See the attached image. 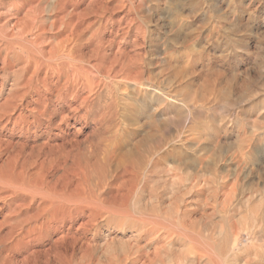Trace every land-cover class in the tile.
<instances>
[{"label":"bare ground","instance_id":"bare-ground-1","mask_svg":"<svg viewBox=\"0 0 264 264\" xmlns=\"http://www.w3.org/2000/svg\"><path fill=\"white\" fill-rule=\"evenodd\" d=\"M160 1L0 0V264H264V104Z\"/></svg>","mask_w":264,"mask_h":264},{"label":"rangeland","instance_id":"rangeland-1","mask_svg":"<svg viewBox=\"0 0 264 264\" xmlns=\"http://www.w3.org/2000/svg\"><path fill=\"white\" fill-rule=\"evenodd\" d=\"M209 1L212 2V0ZM249 1L252 2V0H240V4H239V0H225L223 2H221L220 0L213 1L208 8L209 9L208 15H210L209 18L207 13L205 15L204 11L201 10L202 11L201 12L198 7L192 6L190 4V6L188 7V9H186L185 12V13L188 12L186 15L190 16V17L186 16L189 18V19L186 18L187 21L191 19L190 20L191 23L189 21V24H191V26L190 25L189 26L192 30V43L189 46V51H191L192 53L201 54V57L203 58L206 65L226 63V64H230L232 67L238 66V68L240 69L239 70L240 77L242 76L239 82L241 81L242 82L238 84L240 87L238 86L236 92L237 94L235 95L234 99L239 100L241 98H247V99L253 98L254 100H256L255 101L256 103L264 104V93H263L264 91V53H263L264 52V0H254L253 2L254 6H252L251 3H249ZM156 4L157 6L159 4L160 5L159 8L156 7V9H154L155 13L154 10H151L150 6H147L145 8V13L147 14V15L145 14L147 17V21L150 24L152 23L151 25L160 24L161 27L162 25H164V22L166 20L165 24L169 26L170 21L168 19H170L171 17H168L165 14V10L163 9L164 8L163 0L162 2L160 1L159 3L156 2ZM189 8L192 9L190 10ZM159 9H163L164 11L161 10L160 12ZM239 9L245 10L244 12L246 13H243L244 24L246 22L247 27L249 28L251 27L250 30L249 29L247 30L249 33L248 32L245 33V31H243V34L241 36L232 34L231 30L229 29L231 23L236 20L235 12L238 14ZM251 10L252 12L255 10L256 12L253 14L252 17L249 18V11L251 12ZM158 12L159 15H157ZM185 13L183 15H185ZM164 15L165 17L163 18ZM166 25L162 27H165L167 29L168 26ZM162 33L163 32H161V34ZM235 36L236 39L234 38ZM226 37L227 40H225ZM241 39L243 40L245 39L244 40L245 42L248 41L247 43H249L250 46L249 48L253 53V56L251 58H247L245 52L242 50V47L240 46ZM155 41H156L155 44H152L153 45L151 47L152 49L150 48L152 53L151 58L152 60H154L155 63H153V66H151L150 68L152 70L151 73L154 75L156 73L157 75V73H159L160 71L162 72V70L164 69V59L166 57V54L162 49L161 46L162 42L159 40L158 41L155 40ZM228 44L231 45V47ZM234 46L235 47L239 46V47L235 48ZM237 49L239 50L236 51ZM181 51L182 50L176 52L175 56L176 54L177 55L180 54ZM256 51L259 53V55L260 54L261 55L258 56V53ZM246 74L247 76H245ZM160 76L161 77H159V79H161L163 83L166 82L164 80L165 78L162 77L161 74ZM244 77L247 78L244 79ZM242 83L244 84L242 85ZM240 91L242 92L239 93ZM238 96L239 98H237ZM161 120L162 119L157 120V123L158 121H160L161 123L162 122Z\"/></svg>","mask_w":264,"mask_h":264}]
</instances>
